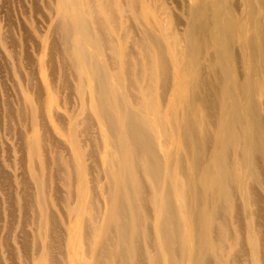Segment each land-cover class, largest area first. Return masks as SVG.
<instances>
[{
  "label": "bare ground",
  "instance_id": "6f19581e",
  "mask_svg": "<svg viewBox=\"0 0 264 264\" xmlns=\"http://www.w3.org/2000/svg\"><path fill=\"white\" fill-rule=\"evenodd\" d=\"M82 1H78L79 8L75 13H69L63 5L59 8L58 15L60 27L65 26L72 35L75 59L70 63L77 72L78 84L82 82L81 72L84 69L93 81L91 89L94 91L97 113L106 127L109 140L102 147L106 157L102 167L105 173L103 203L107 207L100 216L101 222L92 217L89 219L92 228L86 225L91 228L92 233L89 235L90 232L85 231V236L94 243L93 247L87 248L90 257L88 264H130L133 260L135 264L139 254L145 255V263H142L144 258H140L142 264H264V222L259 221L262 211L261 218L264 220V15L259 16L264 12V0H235L234 5H223L222 0H184L187 6L182 5L181 10L187 17L182 34L178 31V24L183 21L179 23L176 12L174 14L166 0H162L160 4L157 3L159 0H145L142 3L138 0H98L96 4L91 1L92 21L81 8ZM253 2L258 4L257 9L260 11L257 12ZM241 3L243 10L238 16L237 6ZM97 5L111 23L110 30L100 16ZM151 9L156 12L152 18L148 15V10ZM130 12L147 17V21H140L139 26L137 25L142 35L136 41L145 61L144 64L140 63L139 77L136 76L141 83L139 92L144 100L142 104L137 102L139 94L136 95L131 90H128V94L127 83L122 82V76H127L129 80L133 77L125 58L128 54L126 42L131 39L129 28L130 25L133 26L128 21L130 19L127 14ZM126 22L130 24L129 28L127 24L121 26V23ZM115 33L119 34L118 37ZM157 40L165 45V53L173 70L174 93L170 96V107L166 110H163V101L159 100V94L155 90V85L166 71L160 62L161 54L155 48ZM198 40L204 41V54L207 56L205 60L218 75L217 84L222 99L220 116L215 123V136L212 138L214 143L207 142L206 126L210 115L200 111L203 107L199 103H204L200 101L196 89L198 86L201 88V82L187 78L193 60H196L193 48ZM235 44L243 49L241 55L232 51ZM89 46L91 50L87 49ZM66 50L68 52L67 48ZM107 51L112 53L110 59L112 57L119 60L121 68L117 64L113 65L114 62L109 65L104 59ZM236 60L245 68L243 79L239 77V70L234 67ZM136 63L138 67L139 63ZM132 66L134 69L133 64ZM78 91L81 95L80 87ZM193 109L194 115H190ZM32 111L36 113L37 107ZM196 115L199 118L192 120ZM87 116L83 121L81 117L78 122L72 121L73 124L68 129L72 134V145L78 148V157L74 161L78 165L80 186H84L81 174L85 170L81 169V148L73 137V131L76 123L85 126V130H82L87 131L86 128L92 122L91 117ZM137 125L152 131L148 144L156 145L159 157L163 159V168L159 172L163 173L164 181L156 188L152 179L156 178L157 171H151L153 164L148 153L153 148H145L146 143L142 141L145 131L139 132ZM194 133L196 138L194 145L191 142L192 147L200 150L204 146V152H211V158L206 162L199 189L206 194L205 199L196 194V200L189 202V195L199 190L185 184L184 167L188 168L189 177H192L195 166H201V159L205 158L200 156V160H194L191 157L188 166L189 156L186 150L189 141L184 137ZM41 136L35 137L29 145L32 160L36 159V153L42 148ZM139 138L141 142L138 141ZM205 146L210 149L212 147L211 151ZM151 152L154 155V151ZM91 154L88 156L91 157ZM39 175L36 166L32 172L36 203L40 206L41 220H48L45 183L40 180ZM147 199L150 205L146 202ZM148 210L152 211L151 219L153 215L152 227L145 220L144 213H151ZM147 223L151 228L147 227ZM152 228L156 234L154 245ZM43 232L46 237L51 235ZM140 233L148 241L145 238L147 247L144 251L140 249L142 244L139 241V245L137 244V240L141 238ZM108 235H113L116 239L112 240ZM39 242L41 244L37 246L40 258L51 260L49 249H52L55 242L53 245L49 243L52 245L49 249L47 242L40 237ZM108 244L112 245L110 249L107 248Z\"/></svg>",
  "mask_w": 264,
  "mask_h": 264
},
{
  "label": "rangeland",
  "instance_id": "374dc122",
  "mask_svg": "<svg viewBox=\"0 0 264 264\" xmlns=\"http://www.w3.org/2000/svg\"><path fill=\"white\" fill-rule=\"evenodd\" d=\"M78 1L0 0V176H3L0 177V264H9V262L10 264H88L90 257L87 254V248L93 247L94 243L90 238H86L85 231L90 232L89 235L92 233V223H89V219L91 220L92 217H96L101 222L102 217L100 216L103 215L105 207H107V204L104 205L103 203L105 199V195L103 194V187L105 189V173L102 168L106 160L102 147L109 141L106 127L102 124L101 118L97 113L96 99L94 91L91 89L93 81L88 72L83 68L81 72L83 76L82 82L78 84L76 79L77 72L70 63L75 59L72 52V35L65 29V26L64 28L60 27V17L58 15V10L63 5L69 13H75L79 8ZM91 1H95V4L98 2V0H83L81 8H83L87 17L92 21ZM111 1L116 2V0ZM143 1L145 0H138L139 3ZM161 1L159 0L157 3L160 4ZM177 1L166 0L171 5L172 10H174V14L176 12L179 23L183 21L178 24V31L182 34L187 16L183 14L181 8L182 5L186 7L187 3L184 0ZM234 1L230 0L227 2L226 0H222V4L234 5ZM253 5L257 9L258 4L253 2ZM237 9V14L240 16L243 10V4L241 3L240 6H237ZM97 10L101 12H99L100 16L110 30L111 23L104 11L99 10L98 5ZM258 11L260 10L257 9ZM127 15L129 16L128 19H130L128 21L133 26L128 22L121 23V26L127 24L129 28L130 25L131 39H128L126 42L128 54L125 58L129 62L133 77L129 80L127 76H122V82L127 83V93L130 92L128 90H131L136 95L139 94L137 95L139 96L137 102L142 104L144 100L140 97L141 93L139 92L141 83L138 81L140 73L138 69L141 68L139 66L140 63L144 64L145 61L141 56V47L136 45V41L142 35H140V29L138 28L139 23L140 21H147V17L140 13L134 15L133 12ZM148 15L151 18L155 16V10H148ZM263 15L264 12H261L259 16L262 17ZM136 17H139L141 20H138ZM133 27L139 30L135 29V32ZM116 35L118 37L119 34ZM133 37L134 39H132ZM164 46L161 40L156 41L155 48L161 54L159 57L160 62L166 71L163 72L164 77L160 78V82L155 85V90L159 94V100L161 101L162 99L163 101V110H166L170 107V96H173L174 89L172 83V65L165 53ZM87 49L91 50L90 46ZM193 51L196 60H193L187 78L190 81L201 82V88L198 86L196 89V92L199 93L200 101L204 103V105L199 103V106L201 108L203 107V110L200 111L210 115L208 118V126H206V135L207 142L214 143L212 138H214L216 132L215 123L219 119L220 105L222 103L219 86L217 84L218 75L215 74L213 68L205 60L207 56L204 54V41L198 40ZM232 51L238 52L239 55L243 53V49H240L237 44L234 45ZM145 55L144 53V57ZM104 56V59L108 61L109 65L114 62L113 65L117 64V67L121 68L119 60L112 59V57L111 59L109 58L112 56L111 51H107V54ZM236 61L234 67L239 70V77L243 79L245 68L238 60ZM136 62L139 63V68L136 67ZM132 64L134 65V69ZM116 70L121 72L119 69ZM122 73L124 74V71ZM64 76L66 77L64 78ZM100 78L102 79L103 77L101 76ZM132 83L137 87H134ZM129 84L131 87H129ZM79 87L81 88V95L78 91ZM184 88L187 89L185 85ZM34 107H37L36 113L32 111ZM191 111L190 115H194V109ZM59 115L62 116L60 117ZM85 116L91 117L92 121L91 125L86 128L87 131H83L85 130V126L83 127V125H78L77 123L74 127L75 131H73V137L77 139L76 142H79L77 145L81 148V158L83 160L81 169L85 170L84 174H81V181L84 186H80L78 165L74 161L78 157V148L72 145L70 140L72 134L68 132V129L72 126L74 120L78 122L81 117V121H83ZM198 118V115H196L191 119ZM137 129L139 132L142 130L145 131V135L143 134L142 138V141L144 140L146 143L145 148H153L148 153L152 156H150V162L153 164L151 171H157L156 178L152 179L154 180L153 182L156 188L161 186L164 181L163 173L159 172L163 168L161 164L163 159L159 157L156 145L148 144V138L151 136L152 131L145 126L139 125H137ZM38 136L42 138V148L36 153L35 162L34 159L32 160L29 145ZM184 138L189 141L186 150L189 156L188 166L190 160H192L191 157L194 160H200V156L205 157L204 160L201 159L203 162L201 166H195L193 170L194 176L192 177H189L188 172L190 173V171H188V168L184 167L185 184L192 187V189L199 190L204 176L206 162L211 158V152L205 153L204 146L200 150L192 147L194 145V138H196L195 133L193 135L187 134ZM191 138L193 139L192 141ZM138 141L141 142V139L139 138ZM191 142H193V145H191ZM205 148L210 149L207 146ZM151 151H154V155ZM89 153H92L91 157H89ZM36 166L40 173V180L45 183L44 195L47 201L46 210L49 214H47L48 220L46 218L41 220L39 213L40 206L38 207L36 203V189L32 179L33 168H36ZM232 168L234 169L235 165ZM196 194L198 196L202 195L203 199H205L206 194L202 190H199L198 192L191 193L188 201H195L196 197L194 195ZM146 202L150 205L149 199ZM94 208L96 209V213ZM150 211L148 210L147 212L149 213ZM144 214L146 215L145 220L152 227L153 215L152 219L150 216L152 211L149 215L147 213ZM261 214H263V211L260 213L259 221L264 222ZM54 216L57 218H54ZM14 217L15 220H13ZM54 220H57V222ZM22 221L26 223L24 224ZM150 224L148 226L147 223V227H150ZM86 225L91 228L89 229ZM21 229L23 230L21 231ZM149 230L151 231V229ZM43 231L51 235L47 234L48 236L46 237ZM152 232L151 236L153 234L152 242L154 245L153 239H156V234L153 228ZM113 235L108 236L114 240L116 237H113ZM139 235L141 236V238L139 237L141 242L138 238L137 244L139 241L143 249L141 246L139 247L144 251L148 241L146 236L144 237L141 233ZM39 237L44 242H47V247L49 243L52 244L55 242L54 245L52 244L54 248L52 245L48 247V249L52 247V249H49V253L50 258L52 257L53 259L40 258L41 256L37 246L41 244ZM110 247L112 245L110 246L108 244L107 248L110 249ZM138 256V262H135V264H140L141 259L143 260L145 257L144 254H139ZM133 261L130 264H134ZM145 262L146 259L144 258L142 263Z\"/></svg>",
  "mask_w": 264,
  "mask_h": 264
}]
</instances>
